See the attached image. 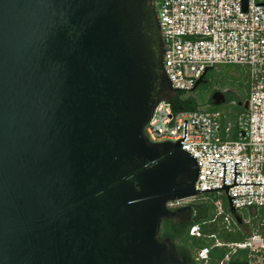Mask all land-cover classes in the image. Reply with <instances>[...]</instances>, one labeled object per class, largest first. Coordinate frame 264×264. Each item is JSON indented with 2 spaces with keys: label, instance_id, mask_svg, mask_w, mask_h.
Masks as SVG:
<instances>
[{
  "label": "water",
  "instance_id": "obj_1",
  "mask_svg": "<svg viewBox=\"0 0 264 264\" xmlns=\"http://www.w3.org/2000/svg\"><path fill=\"white\" fill-rule=\"evenodd\" d=\"M164 55L155 0H0V264H188L161 227L203 191L241 223L228 188L264 183H236L234 162L226 185L223 162V186L197 189L187 121L176 142L145 133L179 89Z\"/></svg>",
  "mask_w": 264,
  "mask_h": 264
},
{
  "label": "built area",
  "instance_id": "obj_2",
  "mask_svg": "<svg viewBox=\"0 0 264 264\" xmlns=\"http://www.w3.org/2000/svg\"><path fill=\"white\" fill-rule=\"evenodd\" d=\"M155 5L163 29L164 68L174 89L191 91L205 66L237 64L246 67L249 92L248 108L234 122L223 120L226 115L220 110L175 112L170 102L160 101L145 125L148 139L176 142L183 138L186 120L182 148L199 163L197 189L223 186V162L226 185L233 183L234 162H241L236 163V172H241L236 173V183H264V3L247 0L246 10L244 0H155ZM203 192L227 196L224 188ZM228 193L236 196L232 204L237 210L256 207L264 211V184L230 186ZM194 198L169 201L167 206L177 208ZM215 204L224 229L235 231L234 216L224 212L220 199ZM190 234L203 235L198 224L190 228ZM215 248L226 251L213 260ZM237 250H247L251 264L262 262L264 236L254 233L230 242L215 239L197 249L195 260L197 264H229L231 253Z\"/></svg>",
  "mask_w": 264,
  "mask_h": 264
},
{
  "label": "trees",
  "instance_id": "obj_3",
  "mask_svg": "<svg viewBox=\"0 0 264 264\" xmlns=\"http://www.w3.org/2000/svg\"><path fill=\"white\" fill-rule=\"evenodd\" d=\"M264 3V0H257ZM156 6V5H155ZM221 67L224 69L231 68V65H218L212 66L209 68L205 75L204 82L199 84L195 89L191 91H178L177 95L173 98L171 106L175 112L178 111H215L220 110L225 115L226 118L223 120H229L234 122L236 115L244 112L245 109L243 106L225 109L222 105H215L211 100V96L215 91H222L225 85L217 86V84L211 83L208 79V75L215 77ZM216 78V77H215ZM231 84L233 85L234 79H231ZM245 88V92L242 94L244 98H248L249 92V83L248 78L241 83ZM199 89H204L211 91L210 93H205L203 96L199 97L197 92ZM232 138H235L232 135ZM220 199L222 202V207L225 213H229V205L227 201V196L223 192H204L196 196L191 203L195 205L196 216L195 220L188 223L174 224L172 222L163 221L161 227V236L173 238L175 245L178 249L179 254L184 255L188 264H197L195 260V254L198 248L213 242L215 239L221 241L230 242V241H240L245 239L254 233H259L264 236V211L262 209L253 207V208H244L247 209V220H245L240 212H238L241 217V223L237 222L236 230L233 232L227 231L224 229L222 223V216L218 215L217 207L215 201ZM198 224L201 227L203 233L202 236H193L190 234V228ZM204 235H214L213 238L209 239ZM225 249L215 248L212 252V259H220L225 253ZM250 256L247 250H237L230 255L229 264H240V263H250ZM257 264H264V258L262 262Z\"/></svg>",
  "mask_w": 264,
  "mask_h": 264
},
{
  "label": "rangeland",
  "instance_id": "obj_4",
  "mask_svg": "<svg viewBox=\"0 0 264 264\" xmlns=\"http://www.w3.org/2000/svg\"><path fill=\"white\" fill-rule=\"evenodd\" d=\"M224 66V65H222ZM216 77V78H215ZM212 77L211 75H208V79L210 80L211 83L216 82L217 86H222L223 84L230 85L231 84V79H234V86L237 87L238 85H241L243 81H245L248 78L246 67L243 65H237V64H232L231 68L229 69H224V67H221L219 70L218 74ZM232 85V84H231ZM208 90H202L199 89L197 92V95L199 97L203 96L205 93H210L211 91ZM223 108L227 109H232L228 105H222ZM247 209H239L238 212H240L245 220H247Z\"/></svg>",
  "mask_w": 264,
  "mask_h": 264
},
{
  "label": "flooded vegetation",
  "instance_id": "obj_5",
  "mask_svg": "<svg viewBox=\"0 0 264 264\" xmlns=\"http://www.w3.org/2000/svg\"><path fill=\"white\" fill-rule=\"evenodd\" d=\"M204 79H205V77H204ZM216 92L217 91H215L213 94H215ZM221 92L224 94V102L222 104L228 105L231 108H236V107H240V106L245 107V104L248 101L247 100L248 98H244L242 95L245 92V88L242 85H238L237 87H235L234 85H231V84L225 85L224 88H222ZM213 94H212V96H213ZM212 96H211V100L213 102ZM183 207H191L192 215H191L189 221L182 222V223L188 224V223L194 221L195 216H196L195 205L191 202H188V203H185L184 205L179 206L177 208H183ZM177 208H169V209L175 210ZM237 213H238V210H237ZM165 221H167V220H165ZM167 222H170V221H167ZM178 224H180V223H178Z\"/></svg>",
  "mask_w": 264,
  "mask_h": 264
}]
</instances>
